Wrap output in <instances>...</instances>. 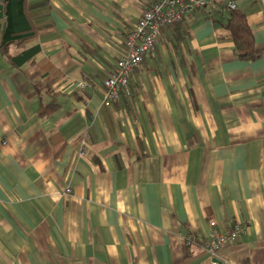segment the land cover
Wrapping results in <instances>:
<instances>
[{"label":"crops","instance_id":"0c3cea01","mask_svg":"<svg viewBox=\"0 0 264 264\" xmlns=\"http://www.w3.org/2000/svg\"><path fill=\"white\" fill-rule=\"evenodd\" d=\"M151 1L27 0L40 53L21 71L0 54V264H264V53L239 60L199 12L102 105ZM206 1L264 49V0ZM235 226L213 256L186 244Z\"/></svg>","mask_w":264,"mask_h":264},{"label":"built area","instance_id":"2783aa9c","mask_svg":"<svg viewBox=\"0 0 264 264\" xmlns=\"http://www.w3.org/2000/svg\"><path fill=\"white\" fill-rule=\"evenodd\" d=\"M227 8L236 10V5L231 1ZM212 9V3L206 0H152L134 29L127 34L122 57L114 64L111 75L104 81L103 107H111L119 102L123 93L128 92L135 71L154 53L164 30L181 24L186 18L199 12L211 15ZM90 86L89 81L84 80L79 84V89L85 90ZM243 233L241 226H235L206 240L189 235L186 244L188 247L200 244L205 252L213 256L222 246L238 242Z\"/></svg>","mask_w":264,"mask_h":264},{"label":"trees","instance_id":"16d2710c","mask_svg":"<svg viewBox=\"0 0 264 264\" xmlns=\"http://www.w3.org/2000/svg\"><path fill=\"white\" fill-rule=\"evenodd\" d=\"M3 7L2 22L6 23V29L0 39V54L9 66L21 71L27 66H32L40 53V47L33 45L37 41L38 30L32 22L27 0H5ZM223 10L225 13L214 8L211 16L229 31L237 58L242 61H254L264 53V49L256 47L246 15L238 10ZM36 73L29 72L27 75L35 92L41 93L51 87V82H46L44 77L35 79ZM196 246L202 248L200 244Z\"/></svg>","mask_w":264,"mask_h":264},{"label":"water","instance_id":"95a60500","mask_svg":"<svg viewBox=\"0 0 264 264\" xmlns=\"http://www.w3.org/2000/svg\"><path fill=\"white\" fill-rule=\"evenodd\" d=\"M4 1L5 0H0V21H3L4 19V7H3ZM5 29H6V23L0 24V38L4 34Z\"/></svg>","mask_w":264,"mask_h":264}]
</instances>
